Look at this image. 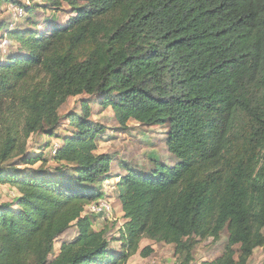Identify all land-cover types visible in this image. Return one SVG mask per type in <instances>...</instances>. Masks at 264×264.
I'll list each match as a JSON object with an SVG mask.
<instances>
[{
  "label": "trees",
  "instance_id": "obj_1",
  "mask_svg": "<svg viewBox=\"0 0 264 264\" xmlns=\"http://www.w3.org/2000/svg\"><path fill=\"white\" fill-rule=\"evenodd\" d=\"M68 1L75 15L46 29L32 20L37 4L0 0L27 16L15 28L0 21L14 47L0 56V186L16 190L0 204V264H128L153 253L145 238L192 260L195 238L224 232L222 255L202 264H248L264 246V0ZM83 94L80 113L61 114ZM94 100L122 129L164 126L177 159L149 170L121 162L118 237L85 213L112 177ZM64 120L50 169L27 141L58 136Z\"/></svg>",
  "mask_w": 264,
  "mask_h": 264
},
{
  "label": "rangeland",
  "instance_id": "obj_2",
  "mask_svg": "<svg viewBox=\"0 0 264 264\" xmlns=\"http://www.w3.org/2000/svg\"><path fill=\"white\" fill-rule=\"evenodd\" d=\"M26 4H37L38 8L31 14L33 21H38L42 28L48 29L57 22L65 25L69 19L75 15L70 7L68 0H60L59 6H53L48 0H20ZM14 4L0 2V21H5L9 28H15L25 24V12L20 16H15ZM18 6V5H15ZM13 43L8 38H0V56H5L7 52L12 50ZM91 98L87 94L71 97L62 107L61 114L80 113L82 100ZM92 102L91 119L103 123L107 130L100 142L98 153H109L113 156V161L109 170L111 178L103 182L104 190L107 194L105 199L100 201L111 203L114 207L111 214L95 215V227L101 229L107 227L109 237L119 236L120 228L126 221L121 203L118 198V190L116 184L118 174L124 173L120 164L122 161L134 162L139 164L144 170L153 168L156 164L154 158H158L160 162L174 164L177 159L168 151L164 138L167 129L163 126H144L135 120H131L127 129H122L116 121L112 109L103 108L101 104ZM65 125L58 129V136L48 137L42 134H34L27 141V154L43 153L48 159L47 166L50 169L55 168L57 163L51 159L54 150L63 141L61 135L66 134L67 126L70 128L68 121L64 120ZM71 129V128H70ZM160 162H158L160 164ZM40 163L36 165L39 166ZM16 195V190L9 185L0 186V204L11 202ZM85 213H89L86 212ZM75 226L70 228L56 241V249L61 242L71 239L76 234ZM228 234L224 232L220 241L214 242L212 238L201 240L195 238L192 243L193 259H188L186 255L180 256L176 252L173 244L159 243L151 239H143L141 249L146 246L153 247V253L149 256H142L140 253L134 255L128 264H202L205 261L214 260L222 255L227 242ZM112 246L119 248L120 243L115 241ZM248 264H264V246L257 247L251 256Z\"/></svg>",
  "mask_w": 264,
  "mask_h": 264
},
{
  "label": "built area",
  "instance_id": "obj_3",
  "mask_svg": "<svg viewBox=\"0 0 264 264\" xmlns=\"http://www.w3.org/2000/svg\"><path fill=\"white\" fill-rule=\"evenodd\" d=\"M15 12V16H21L24 13V8L21 6H12ZM114 207L111 203L99 201L97 203H92L86 207L87 212H92L95 214H111Z\"/></svg>",
  "mask_w": 264,
  "mask_h": 264
}]
</instances>
